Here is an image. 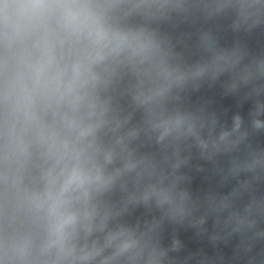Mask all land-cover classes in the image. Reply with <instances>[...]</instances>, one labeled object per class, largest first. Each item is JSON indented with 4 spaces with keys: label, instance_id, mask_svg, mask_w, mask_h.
Listing matches in <instances>:
<instances>
[{
    "label": "clouds",
    "instance_id": "1",
    "mask_svg": "<svg viewBox=\"0 0 264 264\" xmlns=\"http://www.w3.org/2000/svg\"><path fill=\"white\" fill-rule=\"evenodd\" d=\"M261 18L0 0V264H205V237L264 264V61L224 35ZM209 81L235 111L201 102Z\"/></svg>",
    "mask_w": 264,
    "mask_h": 264
}]
</instances>
